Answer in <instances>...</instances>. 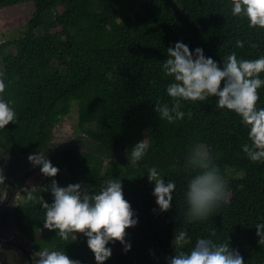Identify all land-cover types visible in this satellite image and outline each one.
Listing matches in <instances>:
<instances>
[{
  "label": "trees",
  "instance_id": "trees-1",
  "mask_svg": "<svg viewBox=\"0 0 264 264\" xmlns=\"http://www.w3.org/2000/svg\"><path fill=\"white\" fill-rule=\"evenodd\" d=\"M27 1L33 11L23 31L0 42L6 83L0 95L17 113L15 123L0 129V150L23 159L24 197L12 213L15 227L41 248L64 249L70 258L96 264L83 233H70L65 241L43 227L42 205L52 201L48 188L53 179L61 186L79 182L95 192L114 178L121 180L138 223L125 230L131 249L125 252L116 241L104 264H166L176 254L171 241L181 228L191 237L185 251L203 236L230 243L245 264H264V243H258L255 227L264 222V162L242 151L247 128L240 117L217 109L215 97L181 101L185 116L173 122L153 108L158 101L172 103L166 93L172 78L162 64L176 40L190 50L202 47L222 64L231 52L250 59L264 55V29L234 17L232 0H0V9ZM258 92L257 104L264 107V86ZM73 106L72 140L54 141L53 128ZM140 139L149 148L133 164L126 152ZM197 143L209 147L226 191L205 220L189 222L183 217L190 175L185 162ZM39 145L48 148L47 158L59 168L55 177L43 175L28 160ZM150 167L176 182L167 211L155 203L154 183L147 179Z\"/></svg>",
  "mask_w": 264,
  "mask_h": 264
},
{
  "label": "clouds",
  "instance_id": "clouds-1",
  "mask_svg": "<svg viewBox=\"0 0 264 264\" xmlns=\"http://www.w3.org/2000/svg\"><path fill=\"white\" fill-rule=\"evenodd\" d=\"M231 14L245 18L250 28L264 29V0H232ZM237 46L243 42L237 40ZM255 46V45H253ZM162 71L172 79L166 85V93L172 103L157 102L154 111L161 119L173 122L182 119L181 101H206L215 97L217 109L235 112L247 128V142L242 151L256 162H264V107L257 104L259 92L264 86V55L256 58L238 57L231 52L222 64L212 56L205 55L202 47L190 50L182 40H176L167 47V57ZM6 88L3 74L0 73V94ZM191 116V112L188 113ZM17 119L11 101L0 95V129ZM149 144L140 139L126 152L128 161L135 164L147 153ZM48 148L39 145L29 154L28 160L40 166V172L55 177L59 168L47 158ZM185 168L190 172L184 192L187 209L184 219L203 221L218 206L225 196L226 183L214 163L208 146L194 144L186 154ZM147 179L154 183L152 195L159 211H167L172 206L176 189L174 180H166L156 167L147 170ZM4 179V176L0 177ZM48 190L52 194L51 203L44 201L45 216L43 227L55 230V236L67 241L69 234L83 233L87 247L91 250L96 264H104L111 255L112 247L119 241L125 252L131 243L125 240L126 228L134 227L138 217L130 202L124 198L120 179H108L98 191L89 192L82 183H69L61 186L52 180ZM27 199L32 193L27 192ZM258 243H264V222L255 225ZM191 237L185 228L174 232L171 241L175 255L166 258V264H245L238 249L227 242H216L209 237H197L187 251L185 246ZM75 241V240H74ZM31 264H83L79 259L70 258L66 251L55 247H40L33 253Z\"/></svg>",
  "mask_w": 264,
  "mask_h": 264
},
{
  "label": "flooded vegetation",
  "instance_id": "flooded-vegetation-1",
  "mask_svg": "<svg viewBox=\"0 0 264 264\" xmlns=\"http://www.w3.org/2000/svg\"><path fill=\"white\" fill-rule=\"evenodd\" d=\"M23 159L0 150V264H31L33 253L40 245L29 239L14 225L12 213L21 202L17 199L22 190ZM24 197V196H23Z\"/></svg>",
  "mask_w": 264,
  "mask_h": 264
},
{
  "label": "rangeland",
  "instance_id": "rangeland-1",
  "mask_svg": "<svg viewBox=\"0 0 264 264\" xmlns=\"http://www.w3.org/2000/svg\"><path fill=\"white\" fill-rule=\"evenodd\" d=\"M32 11L33 3L28 1L0 9V42L12 37H18L23 31L25 23L30 18ZM76 120V107L73 106L70 114L65 116L62 121L53 128L54 141L68 142L72 140L71 134L73 133V126L76 124ZM74 136L73 134L72 137ZM36 184H38V182ZM34 199H37V196H35ZM21 201H23V196L20 193L17 202Z\"/></svg>",
  "mask_w": 264,
  "mask_h": 264
}]
</instances>
